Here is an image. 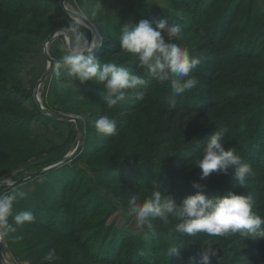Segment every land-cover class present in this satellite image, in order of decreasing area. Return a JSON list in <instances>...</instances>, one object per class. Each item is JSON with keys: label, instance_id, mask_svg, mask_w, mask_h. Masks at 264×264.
Returning <instances> with one entry per match:
<instances>
[{"label": "rangeland", "instance_id": "1", "mask_svg": "<svg viewBox=\"0 0 264 264\" xmlns=\"http://www.w3.org/2000/svg\"><path fill=\"white\" fill-rule=\"evenodd\" d=\"M53 1L0 0V127H3L0 133V184L5 185L0 186V194L17 188L27 193L25 199L14 204L13 215L27 211L35 202L40 205L46 202L49 208L58 209L62 214L72 208L77 217L70 220L73 223L57 229L67 236L61 237L56 231L31 223L18 229L16 235L22 236L21 240L13 242L2 238L7 263L48 264L42 258L54 248L59 259L53 264H156V256L165 259L167 255L172 257L173 264H181L177 260L182 250L180 242L184 241L198 242L202 255L207 249L214 250L216 254L210 264H264V238L255 240L239 234L214 236L207 233L188 236L172 231L177 223L173 218L167 224L153 220V228L148 229L139 226L127 209L133 195L140 201L149 198L154 190L169 196L163 191L165 178L173 186L186 183L188 179L194 182L188 186L189 190L195 191L194 195L198 191L205 192L202 190L205 186L194 187L199 181L216 185L223 193L231 191L239 196H251L253 211L264 217L262 160L249 159L239 148V133L244 130L246 119L235 122L230 130L232 133L223 135L225 150L234 148L235 154L252 166L253 172L243 187L233 179L234 170L227 175L213 173L201 180L202 170L195 167L210 137L223 128V118L227 124L232 113L241 114L244 119L264 101V37L261 41L258 39L264 33V0H222L219 6L222 11L229 3L231 6L244 3L239 23L230 33V38L235 41L231 44L235 49H232L236 53H247L244 60L213 53L214 49L205 38L206 28L214 26L216 17L209 25H197V20L193 22L195 15L187 7L189 0L185 2L187 5L180 0H101L103 9L95 15L92 10L97 0H65V8L83 16L90 25L63 10L66 16L60 8L52 9ZM57 1L61 7L60 0ZM250 13L254 17V22L249 25L250 43L241 46L236 37L245 32ZM189 14L191 24L187 18ZM66 18L70 23L75 21L80 25L90 41L95 39L97 47L92 55L101 63V69L104 63H116L133 74V67L137 68L134 58L122 52L119 41L114 45L110 38L119 40L123 27L141 19L149 20L154 27L162 19L169 25L179 23L183 35L173 42L187 48L191 57H200V61L202 57L206 61L198 65L196 71L204 83L196 78L197 85L184 93L188 99L195 97L191 107L197 105L195 99L201 90H211L221 95L220 98L224 93L232 94L234 100L219 103L211 111L184 114L185 106L181 111L172 107L165 111L166 106L161 105V100L167 104L175 102L170 93L171 81L158 83L153 80L152 88L149 82L146 90L140 86L129 90L128 97L109 110L103 99L102 85L81 84L66 77L62 70L57 75L56 63L64 54L61 46L70 47V40L73 43L71 34L64 30ZM183 19L187 22L181 23ZM56 31H60L61 36L47 49L54 64L38 90L40 109L35 93L49 67L44 56L45 43ZM201 47H206L207 52L199 51ZM250 53L255 55L254 61L249 60ZM222 61L225 62L219 68L218 80L214 88L210 87L205 81L208 74H212L211 66ZM139 91H145L143 99H137ZM57 115L78 120H59ZM104 115L116 121L115 136L96 132L94 121ZM174 120L176 124H173ZM80 135L83 140L79 147ZM66 158V162L52 167ZM157 172L166 176L160 178L156 187L152 181L158 183V180L151 175L156 176ZM177 174L179 178L173 181ZM141 182H147L146 186H136L135 183ZM64 185L68 195L63 198L54 191ZM172 198L177 204L183 200ZM164 230L171 233L164 235ZM174 234L183 238L172 236ZM173 250L176 251L172 255Z\"/></svg>", "mask_w": 264, "mask_h": 264}, {"label": "clouds", "instance_id": "2", "mask_svg": "<svg viewBox=\"0 0 264 264\" xmlns=\"http://www.w3.org/2000/svg\"><path fill=\"white\" fill-rule=\"evenodd\" d=\"M103 9L101 0H97L92 14ZM71 34L72 46H61L64 54L56 63L57 75L60 71L68 78H73L81 84L92 82L103 86V99L107 109H113L118 102L128 97L129 90L138 86L146 90L149 83L141 75L131 73L126 67L116 63H101L93 55L97 47L95 39L89 40L81 26L75 21L64 29ZM182 26L179 23L169 25L166 20H160L153 26L147 19L122 28L119 44L123 53L131 54L138 69H144L151 80L158 83L171 81L172 93L182 96L193 89L198 81L192 76V71L200 64V59L191 57L189 50L173 42L182 38ZM87 53V55H85ZM106 93V94H105ZM145 91L137 92V99H143ZM171 107H175L172 104ZM97 133L104 136H115L117 125L108 115L94 121ZM226 129L213 134L205 144L195 167L202 170L200 179L206 180L213 173L227 175L234 170L233 179L243 187L246 178L252 174L250 164L244 163L242 157L235 154L234 148L225 150L223 135ZM199 188L200 185L194 184ZM27 193L14 189L9 193L0 194V238H8L13 242L22 239L16 235L19 228L31 224L35 220L32 211H21L13 215L14 204L25 199ZM251 196H239L227 192L223 196L209 197L202 191L190 195L177 204L160 190H154L149 198L140 201L133 195L128 201L127 209L139 226L153 228V220L165 224L170 218L177 221L172 231L188 236L207 233L214 236L239 234L242 237H253L255 240L264 238V217L253 211ZM11 217V222H10ZM176 250L172 251V255ZM214 250L207 249L202 258V264H210ZM59 257L56 249H49L42 261L53 264Z\"/></svg>", "mask_w": 264, "mask_h": 264}, {"label": "trees", "instance_id": "3", "mask_svg": "<svg viewBox=\"0 0 264 264\" xmlns=\"http://www.w3.org/2000/svg\"><path fill=\"white\" fill-rule=\"evenodd\" d=\"M180 1L184 4H186L187 3L186 1H188V0H180ZM189 2H190V4L189 5L186 4V5L189 9V12H191V14L193 13V15H195V17L193 16V18H194L193 22L195 20H197L196 21L197 25L198 24H201V25L208 24L209 25V21H211L214 17H216L215 21L213 22L214 26L213 25H210V26L207 25L209 28H206L207 36L205 38V41H207L208 44H211L210 47H212L214 49L213 53L221 54V55L222 54H229L235 60H244L246 58L247 53H245V52H237L236 53L233 50V49H235V48H233L234 46H231L232 43L235 44V41H232V39L230 38L231 31L234 30L236 25L239 23L240 16H242L243 4H244L243 1L239 4L235 3L233 6H231L230 3L226 6L224 5V7L222 8V11H220V7H219L222 0H196V1L189 0ZM50 6L52 7V9L60 8V10L67 16V14L63 11V9L61 7H59L60 5L58 6L57 0H54ZM192 8H194V10ZM190 16L191 15L189 14V16L187 18H189V20H191L190 21V24H191L192 18ZM187 18H186V20H187ZM248 20H249V22L247 25H245L246 27L244 28L245 32L243 34H241L240 36L238 35V37H236V40L239 41V43H241V46H244L245 44L250 43L249 37H250L251 32H250L249 25L252 22H254V17L251 13L248 16ZM180 22L183 23V22H187V21H185V19H183ZM63 23H64V26L67 27L70 22L66 18L65 20H63ZM263 34L264 33H262V35L258 38L259 41H261L263 39V37H264ZM0 36H2V35H0ZM110 41L114 45H115V43H118V39L116 37L110 38ZM221 46H225L226 49H228V50L220 49ZM119 50H121V49H119ZM199 51L204 53V52H207V49H206V47H201L199 49ZM248 55L250 56L249 60L254 61L253 57H255V55L253 54L254 55L253 56L251 53ZM197 58L200 59V57H197ZM205 62L206 61L201 57V61H200L199 66L203 65V63H205ZM224 62L225 61H222L221 64L214 63L211 66L212 74H208V76H207L208 80L205 81V83H208V85L210 87L214 88V84H216V82H217L216 76L218 74H220L219 68L221 67V65L224 64ZM135 68L136 67H133V70H134L133 72L136 75L143 76L146 80L151 82L152 84L150 85V87L152 88L153 84H155V83L153 82V80H150V77L148 76L146 71L144 69H138V68L135 69ZM196 71H197V68L192 71V76H194L195 78H200L201 81L204 83L202 76L197 75ZM212 79H213V82H211ZM225 89L229 91L228 87H226ZM228 91H226V92H228ZM248 92L251 93L252 91L249 90ZM147 93H148V91H147ZM170 93L173 94L171 91H170ZM224 94H225L224 97L220 98L221 95L218 96V94H214L213 92H211V90L210 91L201 90L199 92V97H197L195 99V100H198V103L195 107H191L192 102H195L192 99L195 97H192V99L191 98L188 99L186 97L187 95L185 96L183 94L182 96H176L173 94L174 95L173 99L175 100V102L167 104L163 100H161L162 101L161 105L166 106L164 108L165 111H168V109H171L172 104H175V107H172L173 110H175V111H181L182 110L181 108L183 106H185L187 108L186 109L187 111H185L184 114H188V113H192V112L211 111V110H214L216 108V106L219 105V103H223V102L229 103L232 100H234L235 95L228 94V93H224ZM38 110H39V108H38ZM246 116H245L246 118L243 119V117H241V114L240 115H234V113H232V115L230 116L231 120L228 122V124H227V122L223 121V120H225L223 118V120H221V122H222L221 126H223V128H225V129L227 128V130H228L227 133H228V132H230V130H232L231 129L232 125L235 122L244 121L246 119V121L244 122V125H243L244 130L241 133L238 132L240 134L239 148H241L242 154H244L249 159L256 161V162L262 160L261 167L263 168L264 167V101H262L260 103V107L257 110L253 111V113L249 112V114ZM50 118L54 119V120L56 119L55 116L54 117L51 116ZM180 119H183V117L180 116ZM173 124H176V120L173 121ZM247 127H249V128H247ZM2 128L3 127H0V133H2V130H3ZM237 131H239V130H237ZM230 133H232V131ZM165 176H166L165 174L164 175L162 173L159 174V172H157L156 176L151 175V178H157L156 180H158V183H156V181L155 182L152 181V185L156 186L157 184H160V178L161 177L165 178ZM151 178H148V180ZM178 178H179V175L177 174L176 177H174L172 180L175 181ZM181 178L183 181L185 180L184 177H181ZM173 181H171V183ZM198 182H197L198 185H200L202 187L205 186L203 189L202 188L201 189L202 190L205 189L204 190L205 192H203V193L209 197L223 196L226 194V193H223L221 190L218 191L217 187H215L216 185H209V184H204L203 182L202 183H198ZM146 183L141 182V183H135V184L138 187H144V185L146 186ZM169 183H170V181L165 178V182L163 185V191L167 192L168 195L171 197H175L176 199L182 200L183 198H185L187 196L194 195L195 191L189 190V188H188V186H190L194 182L188 181V179H187L186 183H183V184L177 183L176 186L175 185L173 186ZM170 186H172V187H170ZM199 189H200V187H199ZM54 192L60 197L63 196V198L68 195V190L65 188V185L61 189L55 188ZM78 199L83 201L82 198H80V197H78ZM33 204H34L33 206H30L27 209V211H32L34 216H35V220H34L33 224H35V225L37 224V226H39L40 228L46 227L51 232L56 231L57 234L61 237L67 236L66 234H64L63 232H61L60 230H57V229H62L61 228L62 225L67 226V225L73 223V222H70V220L71 221L75 220V218L77 216L75 217V214L72 212V208L68 209V211H67L68 213L62 214L61 212L58 211V209L54 210V209H52L53 207L49 208L48 205L46 204V202L41 204V205L39 202H38L39 205L36 202ZM70 205H71V203H70ZM69 207H71V206H69ZM19 212L20 211H18V213ZM68 216H70V219L68 218ZM10 220H11V217H10ZM29 225H32V224H29ZM72 225H74V224H72ZM72 225H70V227ZM170 233H171L170 231L165 233V230H164V235L165 234L167 235ZM172 236H176L177 238H183L182 236H180V235L178 236L175 234ZM183 242H180L182 250L179 252L180 259L177 261L181 262V264H199L200 261L202 262V260H200V259L203 258V255L200 254L201 253L200 248L197 246L198 242H197V244H189V243H185V242L183 243ZM158 244H159V242H158ZM177 246H179V245H177ZM165 254L167 255V253H165ZM154 260L157 262L156 264H173V261H174L172 259V257H170V255H167V257L165 259H164V257L160 258V257L156 256L154 258ZM210 261H212V256L210 257ZM0 264H3L1 261V258H0Z\"/></svg>", "mask_w": 264, "mask_h": 264}, {"label": "water", "instance_id": "4", "mask_svg": "<svg viewBox=\"0 0 264 264\" xmlns=\"http://www.w3.org/2000/svg\"><path fill=\"white\" fill-rule=\"evenodd\" d=\"M60 4H61L62 9H63L65 12H67V13L70 14V15H73V16L76 17L77 19H79V20L83 21L84 23L90 25L89 22H88L83 16H81V15H79V14H77V13H73V12L67 10V9L65 8V0H60ZM59 36H61V32H60V31H56V32L52 33V34L49 36L48 40H47L46 43H45V48H46V49H45L44 56H45L46 60L49 62V67H48L46 73L44 74V76L42 77V79L40 80V82H39V84H38V86H37V91H36V93H35V96H36L35 100L37 101L38 106L40 107V109H42V107H41V104H40V102L38 101V98H37L38 90H39L40 86L43 84V82L47 79V77H48V75H49V72H50V70H51V68L53 67V64H54V62H53V60L51 59V57H50V55H49L47 49H48L49 44H50L51 42H53V41H54L56 38H58ZM69 44H70V47H71V46H72V42H71V40H70V43H69ZM85 54H87V53H85ZM43 110H44V109H43ZM57 117H58L59 119H62V120H64V121H69V122H77V120H78V119L75 118V117H72V116H66V115H57ZM82 140H83V138H82V136L80 135V136H79V147H80V145L82 144ZM79 147H78V149H79ZM67 160H68V159L66 158V159H64V160L61 161V162H57V163H55L54 165H52V167H55V166H57V165H59V164H61V163H63V162H66ZM52 167H51V168H52ZM0 186H5V185H4V184H0ZM2 242H3V241H2V238H0V258H1V261H2L3 264H8L7 261L5 260L4 256H3V243H2Z\"/></svg>", "mask_w": 264, "mask_h": 264}]
</instances>
